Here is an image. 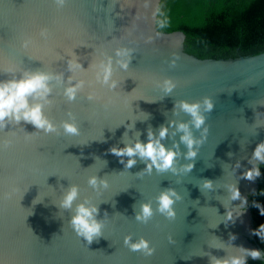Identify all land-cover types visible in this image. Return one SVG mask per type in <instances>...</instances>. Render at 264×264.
<instances>
[{"label":"water","instance_id":"obj_1","mask_svg":"<svg viewBox=\"0 0 264 264\" xmlns=\"http://www.w3.org/2000/svg\"><path fill=\"white\" fill-rule=\"evenodd\" d=\"M160 2L67 0L58 9L54 0H0V81L48 74L50 92L29 97V103L43 105L44 116L56 127L45 133L21 120L0 129V264H211L213 257L244 256L241 247L264 254L249 209L258 180L241 178L261 164L249 161L264 142V52L196 58L185 52L183 32L158 29ZM41 28L49 30V40L39 36ZM29 37L35 44L24 49ZM118 49L128 50V56H118ZM173 53L180 57L174 67ZM73 59L82 67L70 69ZM109 61L112 76L104 84L100 64ZM122 61H128L127 69ZM166 79L176 83L171 93L164 91ZM80 81L82 87L69 100L65 89ZM112 81L115 88L109 86ZM206 96L214 102L213 111L203 113L209 131L189 161L180 143L183 133L169 124H190L192 117L176 105L202 103ZM66 121L76 123L80 134H66ZM162 125L168 126V136L161 143L166 148L179 144L175 173L155 168L147 173L150 162L139 157L125 168L129 157L109 151L137 140L147 143L149 129L158 137ZM190 131L200 139L203 127L190 124ZM5 139L12 141L8 149ZM188 163L195 165L191 172L183 171ZM93 176L97 187L88 183ZM204 180L213 182L211 190L201 189ZM229 185L238 186L241 199H230ZM72 186L78 197L71 209H63L60 201ZM169 188L181 197L173 206L174 220L156 210L157 197ZM82 203L97 206L96 218L104 225L91 245L69 224ZM144 203L154 213L147 224L136 220ZM129 235L132 242L148 240L155 253L146 257L131 251L124 244Z\"/></svg>","mask_w":264,"mask_h":264},{"label":"clouds","instance_id":"obj_2","mask_svg":"<svg viewBox=\"0 0 264 264\" xmlns=\"http://www.w3.org/2000/svg\"><path fill=\"white\" fill-rule=\"evenodd\" d=\"M54 3L58 9H62L67 0H54ZM163 26V25H162ZM39 36L45 41L50 39V32L47 28H41ZM35 41L29 37L24 39L22 42V47L28 49L30 46H34ZM71 55L74 56V53ZM118 56H128V50L118 49ZM173 59L171 61L172 66L174 67L176 61L179 60V55L173 53ZM70 69H79L82 67L75 59L69 60ZM121 66L127 69L128 61H122ZM100 68L102 70L104 84H108L112 76V67L111 62L104 64L101 62ZM51 77L43 72L35 73H25L24 76L20 79H13L7 81H0V129H3L7 126L8 121H15L17 124L23 120L25 123L33 125L37 130H43L45 133H52L56 131L55 125L52 124L43 114V105L30 104L29 97H39L44 98L50 92L48 87V80ZM99 79V74L97 76ZM83 81H80L74 86H69L65 89V95L69 100L75 99L77 90L82 87ZM112 88L116 87V81H112L109 85ZM176 87V83L171 79H166L164 81V91L166 93H171L172 90ZM134 91V90H133ZM92 95H89V99H92ZM260 105H264L261 103ZM180 110L189 114L192 117L190 122L191 126L196 129H201L203 131L200 139H196L192 132L190 131V124L181 122L176 124L175 121L170 122L169 126H174L177 131L182 132L183 135L180 137V143H183L188 151L184 154V158L189 161H194L197 154L198 148L202 145L208 134V127H204L206 117L203 113H211L214 109V102L211 97H205L202 101L189 103L187 101H179L176 105ZM203 110V111H202ZM63 129L66 134L69 135H79V128L76 123H63ZM168 136V126L162 125L159 130V136L149 129L147 143L137 140L133 145L126 144L124 147H112L109 151L118 156V157H129L125 168H132L135 163V157H139L143 161H147L145 172L151 173L152 169L155 168L158 172H167L171 170L173 173L177 171L176 161L180 153L177 151L179 148L178 143H174L172 148H166L164 144L161 143L162 140ZM12 144V141L5 139L3 141V147L8 149ZM252 160L259 161L261 164H264V142L259 143L255 150L253 151ZM124 163L123 159L120 161ZM194 163H188L183 165V171L191 172L194 168ZM239 167V163H237ZM260 176V169L258 166L254 165L252 168L248 169L242 173L241 178L247 179L249 181H254ZM88 183L97 187L98 181L95 176L90 177ZM99 183L103 184L104 187H107L106 181H100ZM213 188V182L211 180H204L201 189ZM15 191V189H13ZM228 191L230 193V199L237 200L241 199V194L238 186L229 185ZM78 188L72 186L64 195L63 199L60 201L59 207L63 209H71L73 202L78 197ZM264 194V193H262ZM11 194H9L10 198ZM181 197L176 193L174 189H166L160 193L157 197V211L165 216L169 220H174L176 217V212L174 209V204L179 201ZM243 204H247V199L242 200ZM255 207L260 209V214L264 216V207H261L259 204H254ZM99 214V208L95 205L89 207L87 204L82 203L78 204L76 207L75 215L72 216L69 224L72 230L78 237L83 238L87 241L88 245H91L94 240H98L102 236V229L104 227L103 222L97 220ZM153 209L150 203H144L140 206V211L136 213V220L147 224L148 221L153 217ZM227 219H232V213L229 211L227 213ZM254 234L260 236L261 240L264 241V224H261L259 229L254 232ZM231 239H235V236H231ZM169 242H173L169 236ZM124 244L133 252H141L144 256L150 257L155 253V248L150 246L148 240L141 237L138 241L132 242L131 236H126L124 238ZM244 256H232L229 259L220 260L215 257L211 259V264H246L247 257L252 259H261L264 258V254L261 251L256 249H246L241 247L240 249Z\"/></svg>","mask_w":264,"mask_h":264},{"label":"trees","instance_id":"obj_3","mask_svg":"<svg viewBox=\"0 0 264 264\" xmlns=\"http://www.w3.org/2000/svg\"><path fill=\"white\" fill-rule=\"evenodd\" d=\"M163 25V26H162ZM164 33L185 34L184 50L199 59H229L264 52V0H161L157 21ZM258 189L250 195L254 228L264 216V164H260ZM264 250V241L256 236ZM246 264H264L249 260Z\"/></svg>","mask_w":264,"mask_h":264}]
</instances>
